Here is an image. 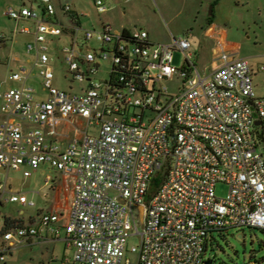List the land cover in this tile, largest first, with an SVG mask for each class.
Wrapping results in <instances>:
<instances>
[{"label": "built area", "instance_id": "built-area-1", "mask_svg": "<svg viewBox=\"0 0 264 264\" xmlns=\"http://www.w3.org/2000/svg\"><path fill=\"white\" fill-rule=\"evenodd\" d=\"M4 15L14 28L1 46L17 34L28 41L12 57L14 86L0 88V208L34 206L10 190V172L27 179L47 166L72 187L64 214L19 222L0 209V263L40 231L71 250L66 263L131 264L132 252L136 264H204L212 231L264 230V97L238 44L216 37L201 73L190 33L153 43L143 28H85L87 14L56 0L10 5ZM53 63L66 89L54 85ZM174 76L182 82L170 96L161 83ZM217 183L227 187L222 197Z\"/></svg>", "mask_w": 264, "mask_h": 264}, {"label": "rangeland", "instance_id": "rangeland-1", "mask_svg": "<svg viewBox=\"0 0 264 264\" xmlns=\"http://www.w3.org/2000/svg\"><path fill=\"white\" fill-rule=\"evenodd\" d=\"M56 1L69 3L76 11L87 14L82 21L85 28L97 29L99 21H105L116 29L143 28L153 43H169L172 36L177 38L190 33L191 50L198 57L197 66L201 73H206L210 68V47L214 39L223 36L240 46V55L248 60L253 72L255 94L264 97V72L259 70L264 67V0H102L108 10L101 15H97L92 8V0ZM38 2L39 0H0V35L8 34L14 28V23L4 15L7 6L24 4L30 7ZM208 21L212 22L215 33L207 32ZM21 25L23 24H18ZM27 41V36L17 34L14 42H7L5 47L0 44V59L4 62L10 59L8 63H0L1 89L14 86V83L7 80L10 72L16 71L17 67L12 57L23 54ZM63 44L65 42L61 43ZM181 61V53H175L174 64L180 66ZM52 65L55 69L54 85L66 89L67 84L61 78V65ZM181 82L180 78L174 76L170 80H163L161 85L167 88L168 95L175 96ZM90 131L95 132V129L90 128ZM43 169L45 174L55 177L53 169L47 166H43ZM8 180L14 192H25L26 198L32 200L35 206L9 204L0 208L4 213L14 215L22 209L24 216L34 214L36 217L37 208H51L55 190L52 191L50 186H53L54 180L49 185H43L45 175L39 174V171L26 180L21 172H10ZM226 190L223 183L215 185L218 197L224 196ZM127 245L137 247L138 237L130 236ZM71 255V250H64L61 242L54 245L42 244L32 249L22 246L7 254L4 263L0 264H58L59 262H51V257H56L58 261L70 260ZM127 256L131 264H136L137 253L129 252ZM203 260H210V264H264V232L250 228L212 231Z\"/></svg>", "mask_w": 264, "mask_h": 264}, {"label": "crops", "instance_id": "crops-1", "mask_svg": "<svg viewBox=\"0 0 264 264\" xmlns=\"http://www.w3.org/2000/svg\"><path fill=\"white\" fill-rule=\"evenodd\" d=\"M206 29H207V32H210V33H215L216 32V30L212 26V22L211 21H208V26H207ZM212 46L210 47V51H211ZM190 50H191V43H190ZM192 53H193L195 64L197 65L198 64L197 63L198 62L197 61L198 57H195L196 55H195V53L193 51H192ZM38 171H39V174L45 175V180L43 182V185H49V183L54 180L53 186H50V187H51L52 191L55 190L54 191L55 192V197H54V200H53V202L51 204V208L49 210L50 211L61 212V213L64 214L65 211L67 210V207L69 205V200L71 198L72 177L71 176H65V175H63L61 173L55 172L56 175L53 178V177H51V175L45 174V170L43 169V167L41 169H39ZM38 171H36V172H38ZM48 177H50L51 179L49 181H47V183H46V179ZM10 190L12 192H14L12 190V188H11V185H10ZM14 193H17V192H14ZM20 193H24L25 194V192H21V191H20ZM30 201H32V200H30ZM9 204H14V203H6V204H3L2 207L5 206V205H9ZM19 206L20 207H24V206H21L20 204H19ZM34 206H35V204H34ZM40 211H46V210L39 207V208L36 209V213L35 214H38ZM2 213L5 214V216H7L9 218H12V219H15L16 221H19V222H27V221H29V220H31V219H33L35 217L34 214H32L31 216L30 215L29 216H24L23 215L24 211L22 209L17 211V213L14 214V215H11V214L9 215L7 213H4L3 211H2ZM64 223H65V219L62 218L59 221L58 224L60 226H63ZM56 242H61L62 245H63V249L64 250H70L69 248H66L64 246V243H63L61 238L52 239V237L45 231H40L36 237L30 238L22 246H25V247H28L29 249H32L33 247L35 248V247L40 246L42 244H52V245H54V243H56ZM22 246H20V247H22ZM53 247L51 248V252L54 251ZM11 253H12V251H11ZM50 260H51V262H59L58 264H60L61 261H65V264H66V261H69L68 259H66V260L61 259L60 261H58V259L56 257H51ZM47 264H50V263H47Z\"/></svg>", "mask_w": 264, "mask_h": 264}, {"label": "trees", "instance_id": "trees-1", "mask_svg": "<svg viewBox=\"0 0 264 264\" xmlns=\"http://www.w3.org/2000/svg\"><path fill=\"white\" fill-rule=\"evenodd\" d=\"M159 180H161V176L159 177V174H158V176H156L155 178H153V180H152V186H155L158 182H159ZM260 231H262V232H264V230H261V229H259Z\"/></svg>", "mask_w": 264, "mask_h": 264}, {"label": "water", "instance_id": "water-1", "mask_svg": "<svg viewBox=\"0 0 264 264\" xmlns=\"http://www.w3.org/2000/svg\"><path fill=\"white\" fill-rule=\"evenodd\" d=\"M258 124H259V121H255V125H258ZM140 211H141V209H140ZM238 238H240V236H238ZM210 263H211L210 260L204 261V264H210Z\"/></svg>", "mask_w": 264, "mask_h": 264}]
</instances>
